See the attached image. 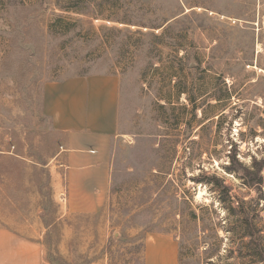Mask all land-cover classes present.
Here are the masks:
<instances>
[{
	"label": "rangeland",
	"instance_id": "1",
	"mask_svg": "<svg viewBox=\"0 0 264 264\" xmlns=\"http://www.w3.org/2000/svg\"><path fill=\"white\" fill-rule=\"evenodd\" d=\"M87 73L119 78L110 189L74 218L86 251L67 260L41 88ZM231 146L264 158V0H0V226H33L50 264H156L171 246L176 264H264V198L226 169Z\"/></svg>",
	"mask_w": 264,
	"mask_h": 264
},
{
	"label": "crops",
	"instance_id": "2",
	"mask_svg": "<svg viewBox=\"0 0 264 264\" xmlns=\"http://www.w3.org/2000/svg\"><path fill=\"white\" fill-rule=\"evenodd\" d=\"M118 84L114 74L88 73L46 81L41 88L42 111L61 143L62 162L52 171L51 197L58 218L64 220L60 238L53 244L54 253L63 259L86 251L79 248L86 242L77 237L74 218L93 214L108 198V141L116 130ZM47 228L43 225L44 231ZM46 249L33 226L25 232L0 226V264H50ZM169 252L158 254L156 264H176L172 246Z\"/></svg>",
	"mask_w": 264,
	"mask_h": 264
},
{
	"label": "trees",
	"instance_id": "3",
	"mask_svg": "<svg viewBox=\"0 0 264 264\" xmlns=\"http://www.w3.org/2000/svg\"><path fill=\"white\" fill-rule=\"evenodd\" d=\"M70 7H66V10L72 8ZM69 29V27L66 28V31H68ZM236 153L237 150H235V148H232L229 151L230 164L226 166V169L229 172L238 173L239 177L243 180V183L248 188H252L258 193L260 197L264 198V158H260L257 160L255 157H253L250 165H245L236 158ZM206 178L210 181H218L219 183L221 182L220 179L216 178L214 175H211L209 177L203 176L199 178V181H203ZM241 221L242 227L244 229L241 237H248V241L246 242L247 256L251 260L261 261L263 259V249L260 248V235L258 232L252 230V224L250 223L247 214L241 216Z\"/></svg>",
	"mask_w": 264,
	"mask_h": 264
}]
</instances>
